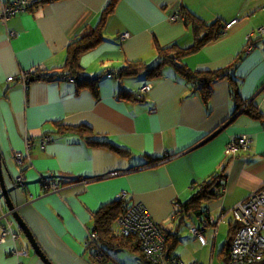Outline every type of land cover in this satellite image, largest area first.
Returning a JSON list of instances; mask_svg holds the SVG:
<instances>
[{"label": "crops", "instance_id": "crops-1", "mask_svg": "<svg viewBox=\"0 0 264 264\" xmlns=\"http://www.w3.org/2000/svg\"><path fill=\"white\" fill-rule=\"evenodd\" d=\"M109 1L40 0L7 23L0 21V154L17 210L55 264H97L86 247L87 235L94 213L119 192L127 190L130 204L144 205L157 224L172 228L175 202L190 200L203 181L213 182L224 172L217 177L222 181L218 195L204 204L209 216L203 229L208 238L215 228V239L225 241L224 248L236 225L233 207L264 185V35L259 32L264 0H119L107 18L104 40L80 55L79 76L67 78L68 46L98 24ZM181 7L209 23L237 20L184 62L203 72L230 66L243 107L231 95L228 77L213 84L206 104L200 85L182 78L174 65H163L160 75L144 68L120 76L135 61L157 66L158 46L194 44L192 28L183 19H172L182 13ZM9 30L16 34L10 37ZM249 37L259 42L237 61ZM33 68L39 69L37 74L24 79ZM53 72L59 78L42 77ZM146 84L152 85L150 92L138 98ZM251 103L260 117L245 110ZM82 126L104 141L92 145L74 130ZM47 135L52 140L41 147ZM240 135L252 138V149L228 156L227 144ZM26 139L35 145L22 167L15 153L25 149ZM119 147L126 150L120 153ZM19 174L26 178L22 186L14 181ZM43 179L60 190L48 192ZM0 212H8L1 188ZM211 218L212 226L207 224ZM11 224L20 234L0 242V264H46L19 226ZM188 234L180 231L191 246L190 254L185 249V255L179 254L182 259L209 263L214 255L216 260L218 253L210 255L209 242L201 245ZM17 245L28 254H14ZM116 259L118 264H146L132 252H120Z\"/></svg>", "mask_w": 264, "mask_h": 264}, {"label": "trees", "instance_id": "trees-1", "mask_svg": "<svg viewBox=\"0 0 264 264\" xmlns=\"http://www.w3.org/2000/svg\"><path fill=\"white\" fill-rule=\"evenodd\" d=\"M118 2L119 0H110L104 9L98 24L91 30L85 31L79 38L70 43L67 48L68 59L66 60V63L63 67V73L65 76L68 77L71 75L74 78L76 76H79L80 71L83 70L79 62L80 55L86 50L95 48L104 40L103 29L105 27L107 18L115 12V8ZM37 3L38 2L32 0V3L29 4V8L27 11H29ZM181 12L185 15L184 21L186 22V24L192 28L195 37L194 44L188 48H182L176 44L166 47L158 46L157 51L161 57V60L157 66L148 67L142 61H135L133 63H129L124 68H122V71L119 73L120 76L122 77L124 75H135L144 68H149V70L151 71L150 73L152 74L156 70H158L157 73H159L160 75L161 72L159 71V68H161L163 65H174V67L182 78H184L188 82L192 81L195 82V84L197 83L200 85L198 89L201 92L204 102L206 104H208L211 99L213 84L220 79L228 77L229 80H231L230 93L237 100L238 108L243 107L245 102L240 94V89L237 81L230 74V66L223 69L203 72L191 69L190 66L184 62V58H186L188 54L198 51L209 43H212L219 39L220 36L223 34V31L226 29L227 24L225 25L224 22L220 20H216L211 23L206 22L205 20L196 16L195 13H193L191 10H186L184 7H181ZM257 42H259L258 39H253L252 37H249L246 48L244 49L243 53L238 57L237 61L240 60L245 54L249 53L247 47L252 46V48H255L257 46ZM237 61L231 66L236 65L238 63ZM42 77L44 79L49 80L59 78L58 74L54 72L48 75L42 74ZM245 110L255 117L259 116V113L257 114L256 111L253 109L252 103L249 105V107L245 108ZM74 130L82 131L84 138H86V140L92 145L102 143L104 141L103 139H96L94 137L95 134H93L92 131L85 126L74 128ZM125 150L126 149L124 148H117V151L120 153H123ZM217 177L223 178L224 172L216 176L213 182H210L209 180L203 181L202 188L198 189L190 200H187L183 203L179 202V208L176 211L175 217H173V221L175 223L174 227L166 228V226H162L160 224L158 225L159 231L164 234L165 237L164 250L166 252V257L178 256L182 259V257L175 252V249L179 245V243L183 242L184 240L180 236V231L184 226H190L189 230L194 225L200 226V228L205 227L206 222L204 221L206 218H208L209 215L208 207L204 204L209 199H212L216 197V195H218V189L222 184V181H217ZM42 185L44 188H46L43 180ZM129 201L130 199L128 197V202ZM125 211L126 208L122 206V200L119 196H117V199H115L111 203H108L102 209L94 213V226L92 227V230L98 232L99 238L96 242L86 244V247L90 253V258L97 264H118L116 259V255L118 253L132 252L136 255L138 260L143 261L146 264H154L151 261L152 255H147L145 253V250L142 249V240L139 234L132 233L130 235H125L123 234L121 228L118 227V225L116 224L118 217L123 215ZM196 217H198V220H200L199 223L202 221L201 225L197 223L198 221ZM8 218L12 219L11 215L7 216L0 223L2 225L6 224V222L12 223L13 219L11 221H8ZM238 228L239 227L236 225L232 227L231 234L229 236L228 241L226 242L225 247L218 252L217 264H229L228 254L230 250V244L236 236ZM11 229L13 230L12 227ZM190 238H192L193 241H197L191 231ZM20 247L21 246L17 245V248ZM182 261L184 262V264H216L214 255L212 256L209 263H202L199 261L188 263L184 259H182Z\"/></svg>", "mask_w": 264, "mask_h": 264}, {"label": "built area", "instance_id": "built-area-1", "mask_svg": "<svg viewBox=\"0 0 264 264\" xmlns=\"http://www.w3.org/2000/svg\"><path fill=\"white\" fill-rule=\"evenodd\" d=\"M32 0H6L1 4L0 8V21L7 23V21L23 12H27L29 4ZM172 19H183L185 20V15L183 13H175ZM237 20L234 19L227 23V27H230ZM259 30L264 34V26ZM14 30H9V36L13 37L15 35ZM128 33H123V37H128ZM252 46L248 47V52L252 50ZM38 68H33L23 75L26 79L28 74L37 73ZM67 78L73 80V76H68ZM13 76L9 77L12 80ZM152 88L151 84H146L141 87L137 93L138 97H142L146 93L150 92ZM260 92H262L264 97V85L261 87ZM52 140L51 135L44 136L39 145L45 147L46 144ZM35 145V142L26 139V147L22 151H17L15 153V161L19 166L25 167L30 161V150ZM252 149V138L248 135H240L230 141L226 146V154L228 156H237L238 153L248 152ZM24 174H19L14 177L16 181L21 186L25 184ZM48 192H57L60 190V186L54 184L49 179H43ZM118 196L122 200V206L126 208L123 215L118 217L116 224L121 228L123 234L130 235L132 233L139 234L142 240V249L145 250L147 255H152L151 261L154 264H184L181 258L166 257L165 248V237L159 231L158 225L152 217L149 215L148 211L145 209L144 205L141 204H130L128 202V192L122 190ZM179 208V202H175V209L172 217H175L176 211ZM235 217L236 225L239 227L234 237L232 243L230 244L229 250V264H264V185L253 192L246 199L237 203L232 209ZM8 214L0 215V222L4 220ZM210 226L215 224L213 218L207 222ZM1 226V224H0ZM12 224L9 222L8 225H2L0 227V242L5 241L8 235L13 234L11 229ZM200 228V226L194 225L191 227L190 231L194 238L201 244L205 245L208 243L205 231ZM206 230V229H205ZM99 234L95 230H90L87 235L86 244H91L98 241ZM14 254L18 256H23L28 254V249L26 248H15L13 250Z\"/></svg>", "mask_w": 264, "mask_h": 264}, {"label": "water", "instance_id": "water-1", "mask_svg": "<svg viewBox=\"0 0 264 264\" xmlns=\"http://www.w3.org/2000/svg\"><path fill=\"white\" fill-rule=\"evenodd\" d=\"M3 163H4V161L2 162V158H1V154H0V188H1L3 196H4V200H5V204H6L8 212L9 213L11 212V216H12L13 221L19 226V229L24 234L25 238L28 239L29 244H30L29 246L32 247L34 254H36L38 257H40V259L46 264H55L46 255V253L43 251V249L40 247L39 243L37 242L36 238L34 237L31 229L28 226V224L26 223V221L23 219L22 215L17 210L16 203L12 199L10 190L7 186L6 177L4 175ZM19 234L20 233L17 234L14 232L15 239L18 237Z\"/></svg>", "mask_w": 264, "mask_h": 264}, {"label": "rangeland", "instance_id": "rangeland-1", "mask_svg": "<svg viewBox=\"0 0 264 264\" xmlns=\"http://www.w3.org/2000/svg\"><path fill=\"white\" fill-rule=\"evenodd\" d=\"M259 32H260V34H263L262 32H261V30H259ZM138 93V92H137ZM136 96L138 97V95L136 94ZM145 95H143L142 97H138V98H143ZM125 191H127V190H125ZM2 214H7V212H4V213H1L0 212V215H2ZM229 214H231V216L233 217V214L232 213H229ZM212 231H213V233H212V235L210 236V233H211V229L208 231V236H210V237H208L207 238V240H208V242H209V247H210V255H211V253L213 252V250H215V252H216V254L222 249V246H223V244H224V242H222V243H220V241H216V239H215V228H212ZM181 232H183V233H186V234H188V226H184L182 229H181ZM188 235H190V234H188ZM191 240H192V238H191ZM215 243V244H214ZM188 244H189V242L188 241H186V242H180L179 243V245L176 247V249H175V252L177 253V254H180L181 256H183V255H185L184 254V249L185 250H187V252L190 254V248H191V246H188ZM191 245V244H190ZM30 248L32 249V247L30 246ZM33 250V249H32ZM218 263V260H217V258H216V264ZM26 264H27V262H26Z\"/></svg>", "mask_w": 264, "mask_h": 264}, {"label": "flooded vegetation", "instance_id": "flooded-vegetation-1", "mask_svg": "<svg viewBox=\"0 0 264 264\" xmlns=\"http://www.w3.org/2000/svg\"><path fill=\"white\" fill-rule=\"evenodd\" d=\"M34 1L38 2V1H40V0H34ZM35 74H37V73H32V75H35Z\"/></svg>", "mask_w": 264, "mask_h": 264}, {"label": "clouds", "instance_id": "clouds-1", "mask_svg": "<svg viewBox=\"0 0 264 264\" xmlns=\"http://www.w3.org/2000/svg\"><path fill=\"white\" fill-rule=\"evenodd\" d=\"M11 215V214H10ZM9 216V215H8Z\"/></svg>", "mask_w": 264, "mask_h": 264}]
</instances>
